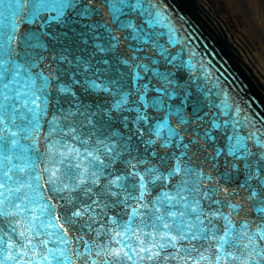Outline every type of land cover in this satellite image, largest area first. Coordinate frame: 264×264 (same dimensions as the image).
<instances>
[{"label": "snow or ice", "instance_id": "snow-or-ice-1", "mask_svg": "<svg viewBox=\"0 0 264 264\" xmlns=\"http://www.w3.org/2000/svg\"><path fill=\"white\" fill-rule=\"evenodd\" d=\"M141 3L142 0H136L133 6L139 8ZM49 5H54L57 19L68 13V20L61 21L67 31L53 39L62 44L64 52L72 53L71 44L78 36L72 27L76 23L72 14L80 16L90 12L88 8L76 12L80 0H14L12 32L7 46L0 40V264H33L39 254L38 247H47L53 237L68 245L73 228L79 226L82 230L85 224L91 228L92 222L105 214L104 210L118 205L127 207L130 201H135V206L131 208L125 228L140 217V223L152 229L145 233L152 247H140V252L146 253L141 260L158 259L164 264L170 261L264 264V247H261L264 229L252 235L246 224L239 227L233 224L231 213L225 215L220 207L213 209V205H220L221 201L215 199V189L203 183L204 173L192 165L190 153L198 149L199 139L189 138L186 143L181 135L184 129L173 127L168 117L179 116L181 125L190 121L180 116L179 111H167V116L150 123V111L165 110L162 96L150 98L149 92L161 93L162 90L141 83L146 79L141 73L151 71L156 75V69H150L148 64L133 67L127 59L121 60V64L133 69L127 84H122L117 77L122 78L124 73L100 79L101 74L112 72L107 59L94 61L91 56L76 54L69 60L67 55L61 54L59 59L66 61L69 69L59 71L70 78V82L66 79L61 83L59 76L33 71L39 55L35 50L44 49L46 45L35 33H28L27 26L35 24L40 11L50 10ZM114 19L120 23L118 14L114 13ZM18 29L22 42L34 50L25 51L23 64L12 56L11 42L16 39ZM96 47L108 51L101 45ZM111 48L115 49L116 45ZM97 64L105 67L101 69ZM102 93L113 97L110 105L102 104L99 99L85 102ZM170 95L174 97L175 93ZM69 97L74 98V104ZM124 113H135L131 128L129 117ZM117 123L127 131L115 126ZM214 127L219 125L214 124ZM41 128L47 133V147L43 151L36 135ZM252 138L258 148L264 149L259 135ZM173 143L182 151L179 157L173 154L170 158L164 149ZM139 144L150 150L155 160L139 155ZM240 146L241 139L236 137L228 154L236 156ZM243 151L245 167L251 168L247 160L254 153L246 147ZM216 155H221L219 150ZM260 156L264 159V151ZM41 164L44 166L40 167ZM117 164L123 168L117 169ZM262 173L264 163H260L254 173L248 172V178H255L258 185V189L250 191L252 198L261 197L264 192ZM208 179L211 180V176ZM129 184L134 191H129ZM45 189L59 194L64 202L62 215L57 214V207L50 198L43 195ZM260 203L264 205V197ZM229 207L236 209L235 204ZM257 211L264 218V206ZM111 223L117 221L113 219ZM116 235L120 233L117 231ZM16 236L21 239H14ZM34 240L37 248L33 247ZM84 247H90L86 241ZM210 248H213L211 258L201 251ZM29 251L33 256L26 261L24 257ZM194 252L198 258L193 257ZM114 255L120 256V253ZM123 255L132 259L126 252ZM49 256L57 264H71V258H65L63 250L48 248L42 261L52 264Z\"/></svg>", "mask_w": 264, "mask_h": 264}, {"label": "water", "instance_id": "water-1", "mask_svg": "<svg viewBox=\"0 0 264 264\" xmlns=\"http://www.w3.org/2000/svg\"><path fill=\"white\" fill-rule=\"evenodd\" d=\"M135 3L136 0H80L76 12L84 8L90 9V12L80 16L72 14V19L76 21L72 27L78 34L71 44L72 53L64 52L62 44L53 39L67 31L65 23L61 21L68 20V13L57 19L54 5H49L50 10L40 11L35 24L27 26L28 33H35L46 45L44 49L35 50L39 55L33 71L51 77L59 76L61 83L66 79L70 82V78L59 71L63 69L67 72L69 69L68 63L59 59L61 54L67 55L69 60L76 54L91 56L94 61L107 59L112 72L101 74L100 79L124 73L122 78L117 77L122 84H127L133 69L121 64V60L127 59L133 67L148 64L150 69H156V75L151 71L141 73L146 76L141 83H149L151 88L162 90L161 93L149 92L150 98L153 95L162 96L165 110L150 111V123L167 116V111H179L180 116L190 121L181 125L179 116L174 114L168 117L173 127L184 129L181 135L186 143L189 138L199 139L198 149L190 155L192 165L204 173L203 183L214 188L215 199L221 201L220 205H213V209L220 207L225 215L231 213L233 224L237 227L246 224L251 229L250 234L254 235L264 229V218L257 211L264 206L260 203L264 192L261 197L252 198L250 191L258 189V185L255 178H248L249 171L254 173L256 167L264 163L260 156L264 149L258 148L252 138L259 135L264 141V0H142L139 8L133 6ZM13 10L14 0H0V40L5 46L12 32ZM113 12L119 15L120 23L114 19ZM20 36L18 29L11 48L13 58L23 64L25 51L32 53L34 50L26 47ZM113 44L116 45L115 49L111 48ZM96 45L108 51H101ZM41 56L43 59H40ZM193 63L197 65L195 75H192L193 69L190 67ZM96 66L101 69L105 67L103 64ZM78 87L75 86L73 90ZM171 93H175V96L172 97ZM69 99L75 103L74 98ZM93 99L110 105L113 97L102 93L85 102L92 103ZM123 115L129 117L131 128L135 113ZM214 124L219 127H214ZM115 126L127 131L118 123ZM36 135L43 151L47 147V133L41 128ZM229 137L233 139L229 140ZM236 137L241 139L240 151L236 156H230L228 149L230 144H235ZM245 147L254 153L247 160L251 168H246L242 159ZM139 149V155L150 161L155 160L143 144H139ZM217 150L220 156L216 155ZM181 151L175 143L164 149L170 158L173 154L179 157ZM116 168H123V165L117 164ZM129 191H134L131 184ZM43 195L50 198V202L57 207V214L62 215L65 209L59 194L45 189ZM204 203L207 205V201ZM232 204L236 205V209L229 207ZM133 206L135 201H130L127 207L118 205L112 210H104L105 214L98 216L91 228L87 224L82 230L76 226L68 245L59 243L53 237L47 247H38L34 240L33 247H38L39 254L33 264H48V261H42L48 248L63 250L65 258H71V264H93V261L95 264H164L158 259H140L146 255L140 252V247H152L151 240L145 236L152 229L141 224L140 217L134 218L125 228ZM113 219L117 221L116 224L111 223ZM218 223L222 225V222ZM117 231L119 236L116 235ZM97 232L99 235H96ZM14 239L21 238L16 236ZM85 241L89 248L84 247ZM213 248L201 251L211 258ZM73 249H76L75 253ZM180 251L183 252V249ZM115 252H119L120 256H115ZM125 252L132 257L131 260L123 255ZM32 256L33 252L29 251L24 260H31ZM193 257L198 258L195 252ZM49 260L57 264L51 256ZM169 264L183 262L170 261ZM203 264L209 262L204 261Z\"/></svg>", "mask_w": 264, "mask_h": 264}, {"label": "clouds", "instance_id": "clouds-1", "mask_svg": "<svg viewBox=\"0 0 264 264\" xmlns=\"http://www.w3.org/2000/svg\"><path fill=\"white\" fill-rule=\"evenodd\" d=\"M192 54H194V53H191L190 55H192ZM190 67L193 69L192 75H195V69H196L197 65L193 63V64H190ZM205 74L206 75L208 74L207 70L205 71Z\"/></svg>", "mask_w": 264, "mask_h": 264}]
</instances>
